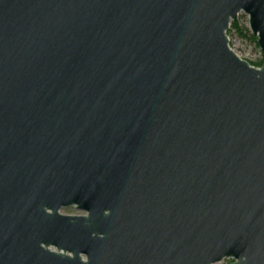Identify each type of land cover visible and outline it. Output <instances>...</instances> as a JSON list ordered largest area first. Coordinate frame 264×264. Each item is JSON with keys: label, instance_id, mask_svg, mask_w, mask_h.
Listing matches in <instances>:
<instances>
[{"label": "water", "instance_id": "95a60500", "mask_svg": "<svg viewBox=\"0 0 264 264\" xmlns=\"http://www.w3.org/2000/svg\"><path fill=\"white\" fill-rule=\"evenodd\" d=\"M237 17L264 55V0H0V264H264Z\"/></svg>", "mask_w": 264, "mask_h": 264}, {"label": "rangeland", "instance_id": "374dc122", "mask_svg": "<svg viewBox=\"0 0 264 264\" xmlns=\"http://www.w3.org/2000/svg\"><path fill=\"white\" fill-rule=\"evenodd\" d=\"M237 23L238 27L243 29V34L237 33L234 29L227 30V35L230 37L228 40L229 46L245 61L251 65H261L264 55L257 46V43L254 42L250 36L252 35L248 29L243 28L239 18L234 21ZM63 214H77L85 215V213L77 210L75 207L63 208L61 211ZM233 260L224 259L217 264H231Z\"/></svg>", "mask_w": 264, "mask_h": 264}, {"label": "trees", "instance_id": "16d2710c", "mask_svg": "<svg viewBox=\"0 0 264 264\" xmlns=\"http://www.w3.org/2000/svg\"><path fill=\"white\" fill-rule=\"evenodd\" d=\"M231 28L234 29V30H235L237 33H239L240 35L243 34V32H244L243 29H241V28L238 27V25H237L236 22H231V24H230V29H231ZM250 38H251L254 42H256V38H255V37H253V36L251 35Z\"/></svg>", "mask_w": 264, "mask_h": 264}, {"label": "flooded vegetation", "instance_id": "af4514ba", "mask_svg": "<svg viewBox=\"0 0 264 264\" xmlns=\"http://www.w3.org/2000/svg\"><path fill=\"white\" fill-rule=\"evenodd\" d=\"M232 263V262H231Z\"/></svg>", "mask_w": 264, "mask_h": 264}]
</instances>
